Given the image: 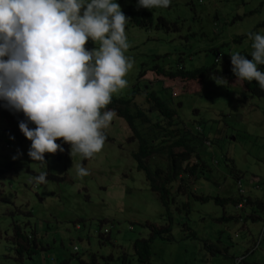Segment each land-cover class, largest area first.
Segmentation results:
<instances>
[{
	"label": "rangeland",
	"instance_id": "obj_1",
	"mask_svg": "<svg viewBox=\"0 0 264 264\" xmlns=\"http://www.w3.org/2000/svg\"><path fill=\"white\" fill-rule=\"evenodd\" d=\"M116 2L121 10L131 7L133 11L151 12L155 23L148 30L125 28L129 47L124 54L133 63L124 77L126 87L112 98L128 99L140 71L155 64L170 65L172 69L182 65L185 70H193L209 68L219 59L215 70L230 73L224 78V86L217 85L212 76L192 82L158 77L150 71L137 85L140 88L148 83L152 90H169V104L177 106L180 122L186 126L196 121L192 126L215 140L213 158L205 160L211 169L206 174L208 180L199 179L194 184V195L249 198L263 206L260 210L252 207L256 214L251 221L248 206L238 211L231 203L221 206L192 197L187 218L182 210L171 212L174 240L152 242L151 264H184L192 258L204 264L203 243L218 247L217 258L208 256L219 264H238L242 257L246 264H263L264 101L247 94L239 81L234 83L229 55L236 52L250 59L252 41L247 33L264 35V0H188L194 11L185 5L186 0H171L167 8L149 10L137 7L136 1ZM158 17L168 24L156 29ZM85 47L91 50L98 44L87 41ZM134 100L145 108L142 93ZM11 116L7 125L0 115V264H90L92 257L101 263V258L107 256L121 262L123 255L136 264L134 240L147 239V226L163 227L167 219L133 159L137 143L129 140L130 130L124 121L115 116L102 129L105 142L91 158L69 154L70 145L57 140L63 151L44 154L45 171L55 178L36 184L32 178L43 169L26 155L30 141L18 130L23 114L11 112ZM29 127L34 125L29 123ZM224 155L228 157L226 162ZM78 164L88 170L87 176H76ZM224 216L237 220L224 223L220 220ZM183 221L196 233V240L184 239L188 232ZM14 224L36 233L42 248L37 255L20 262L13 258L10 242Z\"/></svg>",
	"mask_w": 264,
	"mask_h": 264
},
{
	"label": "clouds",
	"instance_id": "obj_2",
	"mask_svg": "<svg viewBox=\"0 0 264 264\" xmlns=\"http://www.w3.org/2000/svg\"><path fill=\"white\" fill-rule=\"evenodd\" d=\"M170 2L136 0L148 10ZM127 21L116 0H0V106L23 114L18 130L30 141L26 155L43 169L32 178L36 184L48 182L44 154L63 151L57 140L82 159L103 147L102 129L116 116L106 105L126 87L133 63L124 54ZM247 36L250 59L229 55L234 83L255 81L264 90V71L258 67L264 66V35ZM87 41L98 47L86 49ZM212 79L227 85L221 76ZM75 174L84 177L88 170L78 164Z\"/></svg>",
	"mask_w": 264,
	"mask_h": 264
},
{
	"label": "trees",
	"instance_id": "obj_3",
	"mask_svg": "<svg viewBox=\"0 0 264 264\" xmlns=\"http://www.w3.org/2000/svg\"><path fill=\"white\" fill-rule=\"evenodd\" d=\"M131 1L135 2L136 0ZM187 1L185 5H189ZM189 6L194 11L192 3ZM121 11L128 18L125 28L131 26L148 30L155 23L154 16L149 11H133L131 7ZM193 20L195 21L196 19ZM160 24L167 25L168 23L164 21L163 17H158L154 25L156 29H158ZM216 63L217 61L214 60V65L209 68H196L193 70H185L182 65H179L177 69H172L170 65L160 66L155 64L146 68V71H140L128 99L120 100L111 97V102L106 105V108H111L115 111L116 117L122 119L130 130L129 140L136 141L137 150L132 155L133 159L137 164V168L143 172L151 192L156 195L159 204L164 209V217L167 219V223L163 227L156 228L154 225H148L149 235L147 239L138 238L134 240L132 248L136 264H151V244L154 240H160L164 243H170L174 240L171 229V212L173 210L180 213V210H182L185 218H187L190 210L188 200L192 197L202 203L212 200L215 204L221 206L231 203L236 207L241 205V203L242 205L246 203L245 205L251 209L249 216L251 221L255 220L256 214L252 207L258 206V210L263 208L262 203L258 201L252 202L249 198L233 200L218 197L211 198L201 194L198 196H196L197 194L194 195L196 193L194 184L199 179L208 180L206 174L210 173L211 169L205 160L206 157L213 158L212 150L214 149L215 140L211 137L210 139L205 137L200 128L192 126L196 124V121H192L190 125L186 126L180 122L175 110L177 106L173 105L172 107L169 104L172 101L169 90L161 88L152 90L151 84L148 83H143V88L142 86L139 88L137 85L147 71L152 72L155 76L170 80L178 78L192 82L201 81L206 76L214 75L228 78L229 72L221 73L215 70ZM258 67L261 71H264V66ZM242 86L247 94L264 101V90H261L255 81L245 82ZM140 93H142L145 101V108L143 109L134 100ZM159 94L166 96V98L162 99ZM4 108L0 106V115L9 125L13 117L11 116V111L6 112ZM141 127L145 128L141 131ZM192 128H195V130H192ZM7 133H9L8 130ZM223 161H228V157L224 155ZM212 164L214 165L216 162H212ZM49 178L55 177L47 175L46 179ZM198 190L202 189L198 188ZM179 198H181V203H178ZM242 210L243 208L240 211ZM244 219L246 220L245 215ZM220 220L225 223L236 221L237 219L224 216ZM182 226L188 232L184 239H197L196 233L188 227L186 222L183 221ZM37 240L38 238L33 230L26 231L16 224L12 225L10 248L13 252V258L19 261L37 255L39 250H42ZM220 243L218 240V244ZM203 248L207 254V256L206 254L204 255V264H219L218 261L210 258V256L218 257L216 256L220 254L217 250L218 247L213 243H203ZM213 248L215 251L212 250ZM222 254L223 258H226L225 251H222ZM245 260H242V264H246ZM131 262L126 255H123L121 262L119 260L114 261L111 256H107L101 258V263L96 262L95 257H92L90 264H131ZM184 264H200V261L192 258ZM201 264H203L202 261ZM249 264L261 263L253 261Z\"/></svg>",
	"mask_w": 264,
	"mask_h": 264
},
{
	"label": "built area",
	"instance_id": "obj_4",
	"mask_svg": "<svg viewBox=\"0 0 264 264\" xmlns=\"http://www.w3.org/2000/svg\"><path fill=\"white\" fill-rule=\"evenodd\" d=\"M238 208H240V205H238Z\"/></svg>",
	"mask_w": 264,
	"mask_h": 264
}]
</instances>
